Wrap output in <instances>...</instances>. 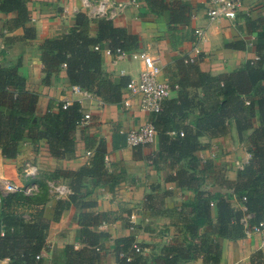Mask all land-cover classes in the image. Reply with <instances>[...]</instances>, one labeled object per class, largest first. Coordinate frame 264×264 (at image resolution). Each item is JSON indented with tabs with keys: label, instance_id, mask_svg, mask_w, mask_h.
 <instances>
[{
	"label": "trees",
	"instance_id": "1",
	"mask_svg": "<svg viewBox=\"0 0 264 264\" xmlns=\"http://www.w3.org/2000/svg\"><path fill=\"white\" fill-rule=\"evenodd\" d=\"M156 14H167L170 26L189 24L192 10L188 3H167L165 0H145ZM0 11L18 12V17L7 25L23 26L35 37L26 0H0ZM243 18L245 32L255 35L248 43L244 39L229 42L228 46L246 49L255 46L256 58L246 60L237 69L214 75L203 71L199 59L175 60V80L171 84L177 92L167 98L162 110L155 114L152 123L158 131L160 149L150 159L158 169H167V181L180 188L191 190L195 197L183 202L181 207L166 208L167 192L154 185L147 196L146 208L154 213H164L176 219L180 235L163 246L159 253L147 255L148 243L138 242L134 236L118 237L113 251L117 264H185L202 258L207 264H220L225 240H238L246 236L247 224L264 220V16ZM96 35L90 32L92 19L83 11L76 15L71 30L55 38H46L38 46L44 63L45 78L65 67L72 85L93 92L105 103H120L130 77L114 78L104 67L103 49L127 52L140 50V36L125 27L117 26L107 17L96 19ZM28 37V36H27ZM96 46H99L96 49ZM177 86V88H176ZM39 93L26 88V77L19 71V64L0 63V149L3 156L13 160L18 156L20 144L30 139L34 144L45 139L50 153L56 158H66L76 149V131L84 114L80 102L74 101L57 109L50 106L45 115L39 116L36 108ZM236 128L239 138L249 135L250 158L239 169L236 180L227 175L223 165L213 159L203 160L198 152L205 148L201 138L226 136ZM171 131H177L172 135ZM144 146H137L141 155ZM93 152V151H92ZM108 149L102 139L96 145L90 162L77 170L59 169L47 177L64 178L72 193L60 198L54 212V221L72 206L93 208L95 202L87 198L96 187L122 181L126 169L115 164L107 167ZM90 179L93 186L86 180ZM41 190L35 195L9 193L0 204V264H45L49 252V231L52 220L43 211L29 219L19 208L40 205L48 198V185L39 181ZM217 186L225 191H211ZM161 191V192H156ZM234 200L244 207L234 205ZM80 240L83 247L65 245L62 264H100L106 251L109 232L98 227L110 220L107 212H82L79 215ZM247 220V222H246ZM136 245L140 247L137 250ZM54 264H59L55 262ZM252 264H264V253L256 252Z\"/></svg>",
	"mask_w": 264,
	"mask_h": 264
},
{
	"label": "crops",
	"instance_id": "2",
	"mask_svg": "<svg viewBox=\"0 0 264 264\" xmlns=\"http://www.w3.org/2000/svg\"><path fill=\"white\" fill-rule=\"evenodd\" d=\"M30 12V21L27 25L33 26L35 37L30 36L23 26L7 25V22L16 19L18 12L4 13L0 11V63L3 65L19 64V71L26 77V88L39 93L37 114L43 116L50 106L54 109L62 102L70 100L81 104L83 114L90 113L91 121L87 125H80L76 131V149L66 158L52 156L45 139L34 144L30 139L21 142L18 156L13 160L6 159L0 149V176L6 177L17 184H25L30 180L23 175L22 164L33 161L40 167L38 181L49 185L52 181L63 183L69 187L64 178H48L59 169L77 170L88 164L96 145L100 140L107 144V167L114 170L115 164L125 167L126 177L115 184L96 187L87 198L95 202L93 208L72 206L66 210L59 221H54V212L57 200L60 198L48 186V198L40 205L19 208L29 219L43 211L44 216L52 220L49 231V252H45V264H62L64 261L63 249L67 244H73L77 249L83 247L80 240L79 215L82 212H107L110 220L98 227L99 230L109 232L111 238L106 241V251L100 264H117L113 251L114 240L118 237L134 236L138 242L148 243L145 253H159L161 248L171 243L180 235V227L175 218L164 213H154L146 208L147 194L154 185H159L162 192H167L166 208L181 207L184 201L191 200L195 193L180 188L175 182L167 181L169 171L158 169L149 162L150 158L160 149V140L157 136L153 144L145 145L141 155H136V149L127 143V131L154 120L155 115L147 113L139 106V101L133 99L131 108H124L122 100L117 104L105 103L93 92L75 91L71 84L67 70L51 76L49 82L44 81L46 76L44 63L37 46L46 38H55L67 33L75 24L76 15L83 11L88 16V9L84 0H26ZM171 4L185 2L191 7L192 18L189 24L171 25L167 14L152 12L145 0L128 4L125 11L112 18L117 26L125 27L130 32L140 36V50H146L162 59L164 65L162 79L175 80V60L190 55L199 59L200 68L214 75L231 72L240 67L246 60L256 58L255 46L248 45L246 49H236L228 46L229 42L244 39L250 43L255 35L240 28L244 20L240 16L237 21L221 20L211 22L206 12L208 0H165ZM252 17L264 16V0H243L241 14ZM102 16H90L92 19L90 32L96 35L98 24L96 19ZM202 27L206 30L204 40L200 45V53L193 51L194 30ZM245 27V26H242ZM28 36V37H27ZM104 67L114 78L127 75L131 80H138L144 67L141 59H115L104 53ZM174 90L170 97H175ZM124 96V94H123ZM250 131L241 140L235 127L226 136L209 138L202 137L205 148L198 152L203 159L211 157L212 149L217 150L213 160L223 165L230 179L236 180L238 171L237 158L247 163L250 158ZM241 161V160H240ZM93 186L90 179L86 180ZM70 188V187H69ZM71 189V188H70ZM211 191H225L217 186H211ZM72 191V190H71ZM156 192H161L157 191ZM234 205L244 207L242 202L234 200ZM21 213V212H20ZM1 220V219H0ZM223 256L220 264H252V256L256 252L264 253L262 236L254 233L238 240L223 242ZM8 260L2 264H7ZM185 264H207L202 258L191 260Z\"/></svg>",
	"mask_w": 264,
	"mask_h": 264
},
{
	"label": "built area",
	"instance_id": "3",
	"mask_svg": "<svg viewBox=\"0 0 264 264\" xmlns=\"http://www.w3.org/2000/svg\"><path fill=\"white\" fill-rule=\"evenodd\" d=\"M134 3H137V0H84V4L90 16H102L110 19L123 13L128 4ZM242 8L243 0H208L206 15L211 22L225 19L235 22L238 20ZM205 32L206 30L202 27L195 28L193 51L200 53V44L204 40ZM98 48L99 46H96V49ZM103 52L107 55L114 56L115 59L131 58L141 59L143 61L144 67L140 73L139 79L130 80L124 90L122 104L124 108H131L133 105L132 100L137 99L143 111L152 115L159 113L163 108L164 101L169 98L174 91V87L169 79L161 78L164 68L161 57L146 50H138L130 53L119 48L114 53L110 48H105ZM185 60L193 61L195 58L187 55L185 56ZM73 88L75 91L83 90L78 86H74ZM71 103L70 100H67L64 102V106L66 107ZM90 121L91 114L86 113L81 119L79 126L87 125ZM171 134L176 135L177 131H171ZM157 136L158 131L154 124L150 122L128 130L127 143L134 148L137 146L150 145L156 141ZM92 153V150L88 151V155ZM216 155L217 150L212 149L210 159H213ZM149 162L152 163L151 159ZM243 166L244 163L240 161L239 167L243 168ZM22 172L27 180H30L28 183L17 184L6 177L0 176V204L3 201V197L9 193L20 192L25 195H35L40 192L41 186L38 178L41 172L38 164L33 161H25L22 164ZM49 187L58 197H66L72 192L67 185L57 181L50 182ZM254 233H258L262 236L264 244V220L252 226L247 224L246 236H250ZM136 247L137 250H140L138 245H136Z\"/></svg>",
	"mask_w": 264,
	"mask_h": 264
},
{
	"label": "rangeland",
	"instance_id": "4",
	"mask_svg": "<svg viewBox=\"0 0 264 264\" xmlns=\"http://www.w3.org/2000/svg\"><path fill=\"white\" fill-rule=\"evenodd\" d=\"M206 16H207V15H206ZM207 18H208V17H207ZM200 45H201V44H200ZM237 159H238V161L236 162V166L239 165L240 160H241V162H242V160H243V159H240V160H239V158H237ZM48 186H49V185H48ZM210 187H211V186H210ZM49 188H50V187H49Z\"/></svg>",
	"mask_w": 264,
	"mask_h": 264
}]
</instances>
